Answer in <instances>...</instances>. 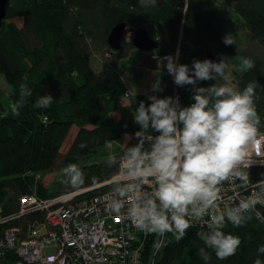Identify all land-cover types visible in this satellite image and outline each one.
Here are the masks:
<instances>
[{"label":"trees","instance_id":"trees-1","mask_svg":"<svg viewBox=\"0 0 264 264\" xmlns=\"http://www.w3.org/2000/svg\"><path fill=\"white\" fill-rule=\"evenodd\" d=\"M218 1L158 0L156 7L143 8L137 0H9L0 27V76L10 86L12 104L19 98V84L24 76L28 77L33 94L18 109L19 115L13 114L0 99V239L10 228L17 229L23 238L32 229L44 228L40 225L45 220L43 211L11 218L19 213L21 198L26 194L36 192L39 197L51 198L73 191L61 182L60 174L50 186L44 185V174L77 163L85 173V184L80 188L109 179L115 170L109 169L102 159L105 141H122L125 134L134 136L139 130L133 113L140 100L147 101L148 93L131 92L128 104H124L125 89L115 84L111 68L106 65L96 72L92 64L96 53L109 52L116 61L136 49L132 40L125 38L119 50L109 46L107 37L116 24L125 22L130 28H145L159 41V46L148 52L156 57L176 52L180 41L190 43L204 59L208 49L217 60L221 54L249 57L255 63L252 70L239 71L238 62H234L233 86L243 89L253 80L264 86V0H227L233 3L236 18L221 15L216 8ZM229 29L240 35L245 30L246 35L242 36L246 44L242 49L222 42ZM212 83L204 81L199 86ZM192 87L175 85L168 89L167 96H178L182 105L189 106L194 102ZM256 92L260 132H264V88H257ZM44 94L54 97L52 105L48 109L35 108L36 99ZM115 111L119 118L113 116ZM73 126L79 130L63 152L61 148ZM81 143L86 147L81 149ZM127 146L126 142L120 147V154ZM262 172L264 167H254L253 178L260 179ZM93 177L96 183L92 182ZM201 227L194 224L179 242L166 236L154 264H254L257 248L264 244V224L253 214L243 227L226 225V232L240 237L236 254L218 260L208 250L210 260L205 262L199 255V248L204 247L197 237ZM153 240L151 235L145 243L143 264L149 258ZM259 258L264 261V255Z\"/></svg>","mask_w":264,"mask_h":264},{"label":"clouds","instance_id":"clouds-1","mask_svg":"<svg viewBox=\"0 0 264 264\" xmlns=\"http://www.w3.org/2000/svg\"><path fill=\"white\" fill-rule=\"evenodd\" d=\"M137 3L143 8L156 7L158 0ZM222 42L236 44L232 33ZM179 55L177 49L175 55L155 58L175 85L193 86L194 102L184 106L178 96L161 97V80L156 79L152 94L147 101L140 100L133 113L139 130L134 136L125 134L126 149L117 155L116 141L104 143L105 164L115 171L109 191L99 202L107 217L122 216L136 232L158 237L153 242V255L165 246L166 236L179 242L200 222L197 237L204 244L199 248L200 257L208 262V250H212L218 260H225L235 255L241 244L238 235L225 231L226 225L243 227L253 214L259 216L257 206L264 207V172L255 182L251 178L253 166L264 167V136L260 135L261 117L255 103L257 88L264 86L258 80L248 82L243 89L232 86L234 62H238L237 70L249 71L255 67L249 57L221 54L216 61L194 59L189 67L178 63ZM27 81L24 76L19 98L11 105L15 115L33 94ZM204 81L214 83L199 86ZM53 101L51 94L40 95L34 107L48 109ZM132 140L136 142L130 143ZM60 176L73 190L85 184V173L77 163L63 167ZM92 182H97L95 177ZM226 186L247 195L221 207ZM257 253L254 264H264L259 258L264 255V244Z\"/></svg>","mask_w":264,"mask_h":264},{"label":"built area","instance_id":"built-area-1","mask_svg":"<svg viewBox=\"0 0 264 264\" xmlns=\"http://www.w3.org/2000/svg\"><path fill=\"white\" fill-rule=\"evenodd\" d=\"M260 135L264 136V132ZM254 167L258 166L251 168V178L255 182L259 179L253 178ZM111 178L51 198L39 197L36 192L23 196L19 213L11 218L43 211L45 220L40 225L44 228L32 229L30 235L24 238L17 229H8L4 238L0 239V264H143L145 243L151 234L131 229L122 216L107 217L99 202L109 191ZM89 191L94 192L80 196ZM244 195L247 193L233 191L226 186L220 206L238 201ZM257 210L259 216L256 217L264 224V207L257 206ZM196 224L201 225L200 222ZM155 239L158 237L154 236ZM154 251L152 245L145 264H154L159 252L153 255Z\"/></svg>","mask_w":264,"mask_h":264},{"label":"rangeland","instance_id":"rangeland-1","mask_svg":"<svg viewBox=\"0 0 264 264\" xmlns=\"http://www.w3.org/2000/svg\"><path fill=\"white\" fill-rule=\"evenodd\" d=\"M216 8L221 15H227L231 18H236V13L234 14L232 2L227 0H219L217 2ZM17 22L18 24H21L22 20L18 19ZM242 32L243 35H246L245 30L244 31L242 30ZM227 33H232L236 41V44L233 46H235L238 50L242 49V47L245 46L246 43L244 42V37L242 36V34L240 35L239 33L235 32L232 29H229L228 31L225 30L224 35H226ZM125 39L128 41L132 40V33L130 31L126 32ZM179 52L180 55H179L178 63L187 64L189 65V67L192 66L194 59L204 60L203 56L200 55L197 52V50L188 42L180 41ZM140 55H142V57H140ZM155 57L156 54L152 55L148 52L142 54L140 50L132 49L129 52L128 57L117 59L116 61L113 58V55L109 52L103 54L96 53L92 56V64L96 72L101 71L103 68L106 67V65H108L111 68L112 72L110 75H112L113 81L115 82V84L117 83L120 85L121 88L125 89L124 92L125 94H123L122 96V102L124 104H128L129 102L128 97L131 94V92H144V93L147 92L148 95L152 94L151 86L156 81L157 78L161 80V88L163 89V91L158 94L161 97L169 95L170 93L168 89L171 87H175V83L173 82L172 76H170L167 73L166 68H163L162 64L160 67H158V61ZM141 61H142V65H140ZM113 63H116L117 66L112 65ZM231 75H233L232 70H231ZM164 91L166 92V94L164 93ZM9 93H10V86L8 85L4 77L1 75L0 99L6 107H11L12 105V103L10 102ZM112 114L115 118H119V113L117 111L113 112ZM78 130L79 128L77 126H73L71 128L68 137L61 148L63 152H66V150L69 148ZM126 142H127V138H124V140L116 141V143H114V151L117 155L120 154V147H122ZM101 153L103 154L102 159L105 160L107 155V150L104 147L102 148ZM60 172L61 169L55 168L52 171L44 174L43 177H41L44 185L50 186L55 181V179L60 174Z\"/></svg>","mask_w":264,"mask_h":264},{"label":"water","instance_id":"water-1","mask_svg":"<svg viewBox=\"0 0 264 264\" xmlns=\"http://www.w3.org/2000/svg\"><path fill=\"white\" fill-rule=\"evenodd\" d=\"M8 2L9 0H0V27L7 14ZM127 31L132 33V42L140 51H151L159 46V41L152 37L145 28H128L125 22L118 23L111 29L107 37L109 46L112 49L119 50L122 47ZM206 58L213 61L217 60V57L210 49L206 50Z\"/></svg>","mask_w":264,"mask_h":264},{"label":"crops","instance_id":"crops-1","mask_svg":"<svg viewBox=\"0 0 264 264\" xmlns=\"http://www.w3.org/2000/svg\"><path fill=\"white\" fill-rule=\"evenodd\" d=\"M164 93L166 94V92L164 91ZM113 264H119V263H113Z\"/></svg>","mask_w":264,"mask_h":264}]
</instances>
